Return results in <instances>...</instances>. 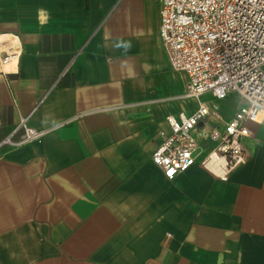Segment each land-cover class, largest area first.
Here are the masks:
<instances>
[{"label": "crops", "instance_id": "crops-1", "mask_svg": "<svg viewBox=\"0 0 264 264\" xmlns=\"http://www.w3.org/2000/svg\"><path fill=\"white\" fill-rule=\"evenodd\" d=\"M159 1L0 0V34L23 45L0 76V143L25 118L46 132L0 150V264H264V116L226 181L199 161L167 181L151 161L166 117L198 108ZM200 102L220 116L191 132L203 157L243 101Z\"/></svg>", "mask_w": 264, "mask_h": 264}, {"label": "built area", "instance_id": "built-area-1", "mask_svg": "<svg viewBox=\"0 0 264 264\" xmlns=\"http://www.w3.org/2000/svg\"><path fill=\"white\" fill-rule=\"evenodd\" d=\"M159 37L170 68L187 77L183 98L195 99L198 108L189 116L166 117L168 134L151 161L164 179L172 181L197 161L222 181L245 163L243 140L249 123L264 116V0H160ZM0 76L19 73L23 45L14 34H0ZM216 101L237 95L243 105L224 123L212 129L213 148L203 157L191 132L206 118L220 120L214 104L200 102L203 95ZM22 131L17 141L13 136ZM45 131L27 127V118L0 143L15 149L40 140ZM201 157V158H199Z\"/></svg>", "mask_w": 264, "mask_h": 264}, {"label": "bare ground", "instance_id": "bare-ground-1", "mask_svg": "<svg viewBox=\"0 0 264 264\" xmlns=\"http://www.w3.org/2000/svg\"><path fill=\"white\" fill-rule=\"evenodd\" d=\"M5 37H2V38H0V39H4Z\"/></svg>", "mask_w": 264, "mask_h": 264}, {"label": "rangeland", "instance_id": "rangeland-1", "mask_svg": "<svg viewBox=\"0 0 264 264\" xmlns=\"http://www.w3.org/2000/svg\"><path fill=\"white\" fill-rule=\"evenodd\" d=\"M227 106H229V107H230V105H227Z\"/></svg>", "mask_w": 264, "mask_h": 264}]
</instances>
